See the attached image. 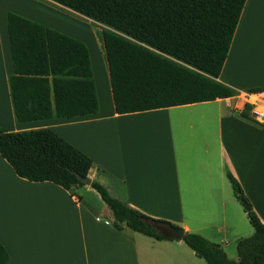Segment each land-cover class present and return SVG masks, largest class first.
<instances>
[{"label": "crops", "instance_id": "1", "mask_svg": "<svg viewBox=\"0 0 264 264\" xmlns=\"http://www.w3.org/2000/svg\"><path fill=\"white\" fill-rule=\"evenodd\" d=\"M48 2L57 4L0 0V127L53 130L92 159L88 177L112 197L199 234L238 260L237 240L254 229L227 171L264 222V120L254 121L251 108L248 115L242 113L245 103L253 106L243 94L264 89V0H245L218 76L236 95L127 113L114 111L107 67L105 91L96 80L87 40L93 38L91 27L86 28L91 24L69 13L77 32L53 25L49 16L59 21L64 13ZM9 12L86 45L96 112L16 120L9 87L14 72ZM113 221L90 184L64 188L30 181L0 155V244L8 253L3 264H206L182 239H158L123 224L117 228Z\"/></svg>", "mask_w": 264, "mask_h": 264}, {"label": "trees", "instance_id": "2", "mask_svg": "<svg viewBox=\"0 0 264 264\" xmlns=\"http://www.w3.org/2000/svg\"><path fill=\"white\" fill-rule=\"evenodd\" d=\"M104 26L101 41L116 113L231 97L236 90L218 76L245 0H51ZM13 63L9 76L16 120L71 117L98 109L86 45L16 13L7 15ZM260 90V89H252ZM251 105L245 103L246 116ZM0 155L16 175L51 181L64 188L84 185L92 159L49 128L8 131L0 127ZM237 200L253 226L236 242L238 260L196 233L182 240L206 264H264V222L229 172ZM121 224L158 239H169L142 221L149 217L112 197L91 180ZM172 225L179 227L173 223ZM8 253L0 244V264Z\"/></svg>", "mask_w": 264, "mask_h": 264}, {"label": "rangeland", "instance_id": "3", "mask_svg": "<svg viewBox=\"0 0 264 264\" xmlns=\"http://www.w3.org/2000/svg\"><path fill=\"white\" fill-rule=\"evenodd\" d=\"M48 3H49V5H53V8L60 9L61 12L64 13L62 15H60V14L58 15L59 21L55 19L56 17L54 18L51 15L49 16V18L51 19L50 20L51 23H54L53 25H55L57 27H60V28H63V29L69 30V31L77 32V29L75 27H73L72 25H70V24H72V22L74 23L76 21H72L69 19L70 18V17H68L69 13H72L73 15H77L83 19H86L91 24V26L87 25L86 28L90 30V27H91V29H92L91 33L93 35V38L91 36H88L87 40H88L89 46H90V51H91V56H92V61H93V69H94L95 77H96V80H97L99 86H101L102 89L105 91V89H106L105 68L107 66H106V62H105L103 52L101 51V41L99 39V35L102 36L104 26L100 23L94 22L91 19H88L84 16H81L78 13L72 12L67 8H63L60 5L53 4L51 2H48ZM101 57L104 60L103 62L101 60Z\"/></svg>", "mask_w": 264, "mask_h": 264}, {"label": "water", "instance_id": "4", "mask_svg": "<svg viewBox=\"0 0 264 264\" xmlns=\"http://www.w3.org/2000/svg\"><path fill=\"white\" fill-rule=\"evenodd\" d=\"M80 179L83 181L84 184H90L91 180L88 176ZM142 221L146 224H149L150 227H152L156 232L165 237L179 240L182 239L184 236V230L182 228L176 227L168 221L157 220L151 217H143Z\"/></svg>", "mask_w": 264, "mask_h": 264}, {"label": "built area", "instance_id": "5", "mask_svg": "<svg viewBox=\"0 0 264 264\" xmlns=\"http://www.w3.org/2000/svg\"><path fill=\"white\" fill-rule=\"evenodd\" d=\"M242 97H249L253 106L251 107V118L256 122L264 120V89L254 92L243 94Z\"/></svg>", "mask_w": 264, "mask_h": 264}]
</instances>
